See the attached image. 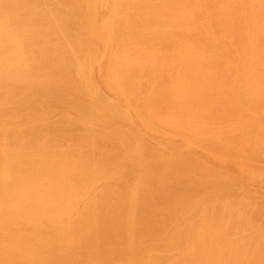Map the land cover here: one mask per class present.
Segmentation results:
<instances>
[{"label": "bare ground", "instance_id": "6f19581e", "mask_svg": "<svg viewBox=\"0 0 264 264\" xmlns=\"http://www.w3.org/2000/svg\"><path fill=\"white\" fill-rule=\"evenodd\" d=\"M0 264H264V0H0Z\"/></svg>", "mask_w": 264, "mask_h": 264}]
</instances>
